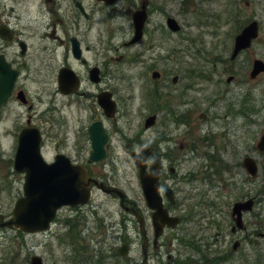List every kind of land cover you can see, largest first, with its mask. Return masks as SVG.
<instances>
[{"label": "rangeland", "instance_id": "rangeland-1", "mask_svg": "<svg viewBox=\"0 0 264 264\" xmlns=\"http://www.w3.org/2000/svg\"><path fill=\"white\" fill-rule=\"evenodd\" d=\"M137 1L140 4L142 0ZM249 1L251 3L249 8L241 6L238 17L231 14L233 0H150L147 27L150 30L153 25L161 27L154 35V41L152 40L154 47L151 49L148 46L142 51L139 46L123 44V41L130 37L132 30L124 15L118 19L116 27L107 24L106 55L107 57L121 55L122 59L107 63L101 86L115 91L114 98L119 102V109L113 120L107 118L104 120L110 131L108 155L92 167H97L102 176L110 184L123 190L128 198L135 196L139 191L136 189L137 169L130 151H138L141 142L151 140L166 129L177 136L178 125L169 119L170 114L165 109L159 110L157 124L153 128L143 126V120L150 110L147 107L146 91L151 88L153 81L149 65L156 63V67L159 66L158 62L149 57L168 54L166 63L172 74L178 73L181 66V113L189 120L187 124L181 123V145L188 144L197 148V144L204 145L205 136L210 140L212 138L213 152L219 154L222 151L224 155V160L220 162L219 175L222 178L228 177L227 183L232 185L229 193H226L228 210L243 190L246 195L254 196L253 208L247 212L244 220L250 230L256 228L264 232V154L257 152L254 147L264 130V75L254 79H249L247 75L253 57L264 60V0ZM235 2L241 4L242 0ZM127 10L131 12L133 9L128 6ZM167 15L175 17L181 23V34L172 33L167 29L165 33L163 32L162 26L165 27ZM247 18H255L259 22V36L235 62H228L235 28ZM179 43L181 51L178 53H181V57L170 49L179 48ZM136 51L142 53L139 61L132 63L131 58ZM189 62L202 65L208 79H195L187 90H183L185 84L189 82L184 78L183 69ZM229 74H233L235 78L231 82H226L225 78ZM166 80L170 83V76ZM178 85L170 84L171 93L166 97L174 116L179 113L177 92L174 90ZM157 86L162 84L158 83ZM159 91L162 92V89ZM243 96L246 97L248 106L245 113L227 114L226 108L230 105L232 109L229 110H233V106L235 108L240 106ZM200 113L207 114L209 118L204 120ZM65 114L67 116L65 121L61 122L62 125L50 131L54 135L48 133V138L44 139L42 153L48 161L54 152V145L61 143L63 138V151L72 155L74 153L76 131L84 123L82 118H85L86 114H82V110L75 105H72L71 109L68 108ZM242 122L246 124L242 126ZM2 132L4 131H0ZM201 145L198 147L199 151L209 149ZM232 149L234 155L229 158L226 151ZM245 154L251 155L257 162L258 173L255 178H251L241 165ZM12 157V143L9 136L3 134L0 136V209L6 216L11 214L13 201L21 194L23 183V175L12 169ZM204 164L200 159L181 160V174L185 176V183L182 186L185 193H181L182 202L188 196L183 202L185 207L196 200L194 189L190 190V183L199 181L204 175H209L212 179L217 178L211 175L212 171L209 169L204 171ZM223 180L216 181L215 185H219ZM217 191H220L219 187ZM193 210L194 214L193 211L190 212V208L182 211L185 213V219L181 224V231L190 237L192 234L200 236L201 226L209 219H230L226 205L215 208L214 212L212 209H203L199 206ZM121 211L117 198L94 188L88 204L81 207H61L50 229L44 233L27 234L14 228H0V264H28L33 254L41 256L45 264H71L68 257L91 256L90 253L93 251L102 257L103 264H124L123 261L128 264L130 258L122 259L112 254L123 235L133 234L132 224L127 221L125 226L124 221L120 220ZM241 243L240 250L243 247V242ZM248 245L249 249H245L241 257L219 256L217 251H214L211 263L264 264V237H250ZM129 255L133 256L132 251ZM205 260L202 258V261Z\"/></svg>", "mask_w": 264, "mask_h": 264}, {"label": "flooded vegetation", "instance_id": "flooded-vegetation-1", "mask_svg": "<svg viewBox=\"0 0 264 264\" xmlns=\"http://www.w3.org/2000/svg\"><path fill=\"white\" fill-rule=\"evenodd\" d=\"M141 4L145 5L147 19L140 39L131 46H139L142 51L148 46L151 49L154 47L152 40L161 27L153 25L151 30L147 27L150 0H142L140 4L137 0H116L109 5L101 0H0V131H4L0 136L3 134L9 136L12 149L16 147L21 133L28 140H32L40 133L42 149L48 132L57 126L60 127L67 116L66 110L75 105L86 115L82 118L83 127L76 131L74 153L72 155L63 151V138V143L54 145L50 159L52 160L58 153H63L69 155L68 157L75 163L84 164L87 161L90 152L88 127L95 122L106 127L104 123L106 117L97 102V96L105 90L110 91L113 98L115 94L109 87L101 86L106 65L112 60L122 59L121 55L118 57L106 55V26L113 24L116 27L118 19L124 15L132 29V35L134 30L132 11ZM128 6L133 9L131 12L127 10ZM123 44L128 45V42L123 41ZM141 51H136L135 56H140ZM149 59L158 62L160 67L152 69L159 72L153 86L161 83L164 89L159 96L160 101L153 103L151 107V114H156V121L151 128L157 124L158 107L162 104V98H166L171 92L170 84H179L174 88L177 92L179 110L177 136L166 129L149 141L151 153L159 168L158 184L162 207L168 215L178 217V223L169 226L165 222L160 224L159 220H154V211L147 206L137 178L136 189L139 191L135 196L125 199L123 203L125 209H122L120 217L125 224L129 221L133 227V234L129 233L120 238L121 242L127 243L128 249L133 253V256L128 255L123 259L130 258L128 264H212L214 251H217L219 256L241 257L245 249H249L250 237H264V232L256 228L249 229L248 223L244 220L247 212L241 213L240 227H234L231 215L234 201L228 210L229 202L226 198V193H229L232 185L227 183L228 177L222 178L215 170L213 175L217 178L212 179L209 175H204L199 181L190 183V190L194 189L196 200L188 203L186 207L183 206L188 196L182 202L181 193H185L182 187L185 176L181 174V160L200 159L202 162L212 164L215 160L222 162L224 155L222 151L219 154L214 153L213 145L207 146L205 143L203 146L197 144V148L188 144L181 145V66L178 73L172 74L177 76L176 82L168 83L166 78L171 73L166 68L164 60L159 54L150 56ZM92 68L97 69L99 76L97 82L90 78ZM60 80L66 84L64 90H72L70 93H63L60 90ZM115 101L118 107L119 102L116 99ZM242 112L241 110V114ZM117 113L108 120H113ZM203 114L204 120L209 118L207 114ZM241 125L244 126L245 122ZM199 145L209 149L199 151ZM181 149L184 154L181 153ZM226 153L229 158L234 155L233 149L227 150ZM98 163L99 161L84 165L93 178L103 181L107 186H115L102 176L97 167H92ZM149 165L150 163H147V168ZM220 179L224 180L216 186L215 182ZM217 187L220 191H217ZM249 197L243 190L235 201H243ZM252 197L255 202L254 196ZM225 205L229 220H207L201 226L200 236L192 234L190 237L181 231V224L185 219V213L182 211L185 208L188 210L199 206L203 209L212 208L214 212L215 208ZM218 211L220 212V209ZM241 242L243 247L240 250ZM206 256L210 258L202 261Z\"/></svg>", "mask_w": 264, "mask_h": 264}, {"label": "water", "instance_id": "water-1", "mask_svg": "<svg viewBox=\"0 0 264 264\" xmlns=\"http://www.w3.org/2000/svg\"><path fill=\"white\" fill-rule=\"evenodd\" d=\"M106 3L112 0H104ZM145 13L138 10L133 14V20L136 28V35H140ZM166 23L169 29L176 31L179 25L173 17H167ZM258 24L252 20L247 23L235 35L230 58L233 59L239 51L250 46L253 38L257 36ZM136 36L133 38V40ZM260 71L264 72V61L254 59L250 70V77H254ZM157 72H153L152 76L156 77ZM96 72L91 70V77L94 80ZM230 77L228 78V80ZM110 94L104 93L99 95V102L103 106L105 112L111 115L114 110V102L110 101ZM154 120L153 116H149L145 120V126L150 125ZM91 156L90 160H99L105 156L104 145L108 142V135L98 132V128L91 129ZM39 136L37 135L34 145L27 146L24 140H19L13 168L17 172H24L23 193L17 197L12 208V217L3 220L0 213V226H14L20 230L27 232L43 231L48 229L49 221L53 219L57 208L62 205L83 204L89 200L91 182H95L97 186L107 192L115 191L123 200L124 193L119 190L105 189L95 179H92L84 166L74 165L67 158L57 157L55 161L47 163L41 157L39 152ZM256 146L259 150L264 151V132L261 134ZM150 151L146 144L140 145L138 154L132 153L135 164L139 167V178L141 186L147 201V204L154 209L155 219H160L169 225H174L178 218L168 217L161 206V198L157 192L158 184V168L157 163L150 158ZM30 160H28V156ZM145 159L151 162L149 170H145ZM247 172L254 176L257 172L255 161L247 156L242 161ZM252 200L249 199L243 203L236 202L233 205V213L236 212V222L240 224V210L250 209ZM158 233V232H157ZM119 250V249H118ZM120 251V250H119ZM120 253L124 254L125 251ZM30 264H42L39 256H32Z\"/></svg>", "mask_w": 264, "mask_h": 264}, {"label": "trees", "instance_id": "trees-1", "mask_svg": "<svg viewBox=\"0 0 264 264\" xmlns=\"http://www.w3.org/2000/svg\"><path fill=\"white\" fill-rule=\"evenodd\" d=\"M240 9V7L237 5V3L236 2H234V8H233V13H234V15H236V13H237V10H239Z\"/></svg>", "mask_w": 264, "mask_h": 264}]
</instances>
